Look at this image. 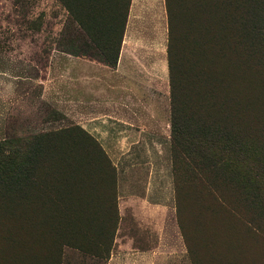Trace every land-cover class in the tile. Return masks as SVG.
I'll list each match as a JSON object with an SVG mask.
<instances>
[{
  "label": "rangeland",
  "instance_id": "obj_1",
  "mask_svg": "<svg viewBox=\"0 0 264 264\" xmlns=\"http://www.w3.org/2000/svg\"><path fill=\"white\" fill-rule=\"evenodd\" d=\"M123 1L0 0L4 161L10 146L32 149L36 182L60 185L74 207L84 202L85 213L96 212L90 236L72 229L83 247L62 245L65 264H264V241L252 226L244 229L212 206L213 194L203 187L188 186L190 163L174 170L168 67L145 86L106 61L101 49L112 41L115 52ZM167 3L176 121L209 127L218 140L229 135L233 149H264V63L251 35L255 1ZM128 13L123 36L157 39L167 61L165 1L134 0ZM175 178L183 184L179 212ZM36 194L32 189L28 198ZM233 194L224 199L234 201ZM239 209L251 215L245 204ZM19 210L11 193L0 192V264H12L1 249ZM57 232L54 243L72 239L67 229Z\"/></svg>",
  "mask_w": 264,
  "mask_h": 264
},
{
  "label": "trees",
  "instance_id": "obj_2",
  "mask_svg": "<svg viewBox=\"0 0 264 264\" xmlns=\"http://www.w3.org/2000/svg\"><path fill=\"white\" fill-rule=\"evenodd\" d=\"M164 1L168 24L167 67L173 106L171 137L174 147V170L180 161L190 163L188 174L191 178L188 186L203 187L206 192L213 194L212 206L217 203L223 212H227L231 219H235L244 229L252 226V229L256 231L253 235L264 241L262 227L264 222V149H233L234 141L229 135L218 140L209 127H201L198 124L191 128L192 125L189 123L179 124L176 121L174 114L176 81L173 71L176 56L172 51L171 10L167 0ZM254 1L256 9L252 15V25L256 27L253 28L255 31L253 30L251 35L255 39L258 54L261 55L264 63V0ZM121 5L122 19L115 52L109 49L112 41L109 42V48L101 49L106 61L112 67H115L117 62L130 0H124ZM108 52L112 54L108 55ZM234 140L236 141L237 138ZM190 149L192 151H189ZM5 150H7L8 159L4 161V149L2 151L0 146V192L11 193L17 200L20 210L14 215L18 219L17 225L9 228L8 234L5 235L7 247L3 246L1 250H8L13 260L12 264H65L62 260V245L74 244L75 247H83L77 243L72 229L80 228L82 232L89 235L90 229L94 230L98 224L96 212L94 215H91V212L85 213L84 202L82 204L77 202L74 207L73 201L63 195L60 185L36 182L37 156L35 155L38 154H34L32 149L30 154L19 153L11 146ZM183 150H185L183 153L185 160L181 154ZM174 185L179 212L183 184L175 178ZM32 189L37 190L36 198H28ZM232 194L235 197L234 201L224 199L225 195ZM243 204L250 209L251 215L248 217L239 209V206ZM77 208H80L81 213ZM181 216L183 215L180 211L179 222L183 232ZM84 219L91 223L86 225ZM54 229L58 230L56 233L58 236L61 230L67 229L70 233L72 232V239L66 241L61 238L59 244L54 243L53 234H51ZM112 236L113 234L109 236V245H111Z\"/></svg>",
  "mask_w": 264,
  "mask_h": 264
},
{
  "label": "crops",
  "instance_id": "obj_3",
  "mask_svg": "<svg viewBox=\"0 0 264 264\" xmlns=\"http://www.w3.org/2000/svg\"><path fill=\"white\" fill-rule=\"evenodd\" d=\"M133 1L134 0H130V6ZM127 42H129V44H127ZM158 42L159 41L153 37L141 38L139 36H134L133 38L127 39L125 34L122 37L116 62V71L118 74L126 78H133L139 82H146L147 85L145 86H149L150 83H153L158 75L161 74L163 77V70L165 71L167 68V61L164 51H158L156 49ZM147 51L150 53L151 57H147L148 61L136 60L137 55L148 53ZM159 57L160 61L158 60Z\"/></svg>",
  "mask_w": 264,
  "mask_h": 264
}]
</instances>
